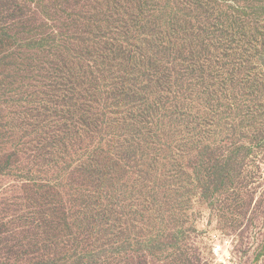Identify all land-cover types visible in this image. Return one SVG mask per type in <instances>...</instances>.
<instances>
[{"label":"trees","instance_id":"16d2710c","mask_svg":"<svg viewBox=\"0 0 264 264\" xmlns=\"http://www.w3.org/2000/svg\"><path fill=\"white\" fill-rule=\"evenodd\" d=\"M86 7L71 36L0 28V145L35 165V264H148L259 142L264 25L226 0Z\"/></svg>","mask_w":264,"mask_h":264},{"label":"rangeland","instance_id":"374dc122","mask_svg":"<svg viewBox=\"0 0 264 264\" xmlns=\"http://www.w3.org/2000/svg\"><path fill=\"white\" fill-rule=\"evenodd\" d=\"M226 1L264 25V0ZM90 2L0 0V28L20 43L71 36L83 29L80 16ZM262 126L254 134L258 144L247 139L239 152L230 149L228 158L237 165L213 198L196 205L176 249L148 258V264H264V121ZM15 141L0 145V264H35V165L15 151Z\"/></svg>","mask_w":264,"mask_h":264}]
</instances>
